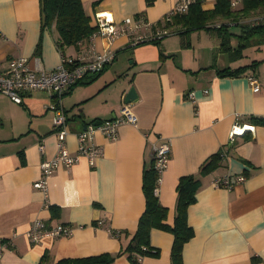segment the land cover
Wrapping results in <instances>:
<instances>
[{"label": "crops", "instance_id": "crops-1", "mask_svg": "<svg viewBox=\"0 0 264 264\" xmlns=\"http://www.w3.org/2000/svg\"><path fill=\"white\" fill-rule=\"evenodd\" d=\"M179 1L81 0L91 22L95 14H107L115 25L136 16L156 23ZM202 1L204 10L216 2ZM231 1L233 9L241 8V0ZM258 14L264 17V8L242 20ZM236 23L226 25L230 36L225 49L218 24L187 33L175 26L178 32L158 44L133 45L126 35L115 38L114 61L61 99L69 131L66 147L75 154V132L118 116L130 88L137 94L129 103L137 125L120 126L114 141L97 134L102 156L93 166L81 158L56 170L47 179L45 195L33 185L40 179L41 161L56 152L51 94L32 91L21 104L0 94V264H41L43 257L42 264H54L124 251L145 208L143 173L153 146L165 138L169 162L156 191L168 211L165 223H173L179 178L196 175L199 181L187 211L193 237L183 247V264H264V121L255 122L264 120V33H249L248 26L255 23ZM0 34V70L11 58L23 56L32 68L50 72L62 59L89 58L106 45L98 38L93 45L85 41L61 52L54 31L41 29L40 0H0ZM251 76L260 85L257 92L248 83ZM235 125L246 128L229 142ZM216 153H221L218 166L199 174L200 165ZM225 176L244 180L230 189L213 185ZM48 205L55 207L54 215ZM35 219L49 227L66 225L70 235L44 236L32 243L27 232ZM172 242L170 233L153 229L149 245L157 252L138 264H171ZM111 264L132 263L121 254Z\"/></svg>", "mask_w": 264, "mask_h": 264}, {"label": "built area", "instance_id": "built-area-1", "mask_svg": "<svg viewBox=\"0 0 264 264\" xmlns=\"http://www.w3.org/2000/svg\"><path fill=\"white\" fill-rule=\"evenodd\" d=\"M192 0H181L174 8L169 11L160 21L156 23L148 22L143 16L127 17L118 25H115L113 19L107 14H95L94 22L96 30L89 38L93 45L98 38L106 43L101 52H93L89 58H82L76 63L62 59L61 64L54 70L46 72L42 69L32 68L29 59L19 56L11 58L8 66L0 70V94L9 98L15 104H21L23 96L32 91H46L51 94V104L48 109L55 112L52 119L53 135L56 138V152L48 159L40 163L41 176L34 183V188L40 190L44 195L47 192V179L59 168H69L85 158L89 166H93L95 161L102 156V148L95 142L97 134L105 136L114 141L118 137L120 126L129 124L137 125V117L130 107V104H122L118 116L110 120L95 121L87 123L83 129L74 133L77 143V151L71 154L66 147V138L69 135L67 129L66 113L62 109V97L78 82L85 77L95 75L104 70L116 58V52L111 45L115 38L120 35H126L133 45L145 42H155L173 35L171 29L162 27L164 21H169L171 15L175 12L185 13ZM234 7L235 3L231 2ZM262 20V19H261ZM161 22V23H160ZM258 21L255 23L257 24ZM1 35V34H0ZM37 59L35 62L37 63ZM248 83L253 92L260 89L257 79L253 76L248 78ZM193 98V94H188ZM239 129L236 125L229 133V142H233L238 136ZM244 133V128L242 129ZM38 151L43 153L44 145L38 144ZM155 159V169L157 171V187L161 182L162 174L166 170L169 162L170 144L169 139H161L160 143L153 146ZM244 180L243 176H229L218 178L213 185L219 188L230 189L233 184ZM70 228L66 225H56L49 227L41 219H35L29 225L27 236L32 243L38 242L44 236L66 237L70 235ZM146 248L143 247V250Z\"/></svg>", "mask_w": 264, "mask_h": 264}, {"label": "trees", "instance_id": "trees-1", "mask_svg": "<svg viewBox=\"0 0 264 264\" xmlns=\"http://www.w3.org/2000/svg\"><path fill=\"white\" fill-rule=\"evenodd\" d=\"M241 1L242 6L239 9L232 8L231 0H216L212 9L204 10L202 9V0H192L185 13H173L169 21L162 23V27L171 29L175 34L178 32L175 30V26H181L185 30L184 33H187L191 30L212 29V25L218 24L217 32L221 35L220 45L222 49H225L226 44H228V36H230L226 33L228 22H239L249 14L264 8V0ZM40 14L41 29L54 31L55 43L61 52L68 47L77 49L82 42H88L90 36L96 30L94 17L91 22V18L84 11L81 0H40ZM248 29L249 33H264V21L248 26ZM159 42L160 40L155 41L157 44ZM39 47L40 43L37 45V50ZM66 61L76 63L72 59ZM237 71L239 69L220 73L233 74ZM83 80L73 87L82 83ZM261 121L264 120H256L255 122ZM220 159L221 153L211 155L200 165L198 173L205 174L212 171L218 166ZM156 181L157 171L155 169L154 153L152 152L150 165L145 169L142 176L145 208L138 219L136 230L124 251L116 256L105 253L83 258L62 259L54 264H111L115 257L121 254H126L132 264H138L141 257L157 252L149 245L150 233L153 229L168 232L173 236L170 250L171 264H183V247L193 237V229L188 224L187 211L188 207L196 200L195 194L199 181L196 175H185L179 178L176 186L177 196L172 225L165 223L168 211L159 203L155 193ZM47 208L54 215L55 207L48 205ZM112 233L117 235L116 232ZM143 247L146 249L143 250ZM44 259V257L41 259V264L44 263Z\"/></svg>", "mask_w": 264, "mask_h": 264}, {"label": "water", "instance_id": "water-1", "mask_svg": "<svg viewBox=\"0 0 264 264\" xmlns=\"http://www.w3.org/2000/svg\"><path fill=\"white\" fill-rule=\"evenodd\" d=\"M137 99V94L133 88H130L124 96L123 103L129 104Z\"/></svg>", "mask_w": 264, "mask_h": 264}, {"label": "rangeland", "instance_id": "rangeland-1", "mask_svg": "<svg viewBox=\"0 0 264 264\" xmlns=\"http://www.w3.org/2000/svg\"><path fill=\"white\" fill-rule=\"evenodd\" d=\"M262 16V14H258V15H256L254 18H252L250 21L249 20H246V19H244V20H240L242 23H256L260 18H264V17H261ZM229 23V22H228ZM231 29L232 30H234V29H237L236 27H231ZM240 135H242V134H240Z\"/></svg>", "mask_w": 264, "mask_h": 264}, {"label": "bare ground", "instance_id": "bare-ground-1", "mask_svg": "<svg viewBox=\"0 0 264 264\" xmlns=\"http://www.w3.org/2000/svg\"><path fill=\"white\" fill-rule=\"evenodd\" d=\"M246 128V127H245ZM245 128H244V130H245ZM248 128V127H247ZM243 129V128H242ZM242 129L240 128V129H237V131H238V134L240 135V134H242Z\"/></svg>", "mask_w": 264, "mask_h": 264}]
</instances>
